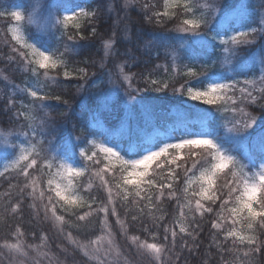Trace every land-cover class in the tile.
Instances as JSON below:
<instances>
[{
  "label": "snow or ice",
  "instance_id": "snow-or-ice-1",
  "mask_svg": "<svg viewBox=\"0 0 264 264\" xmlns=\"http://www.w3.org/2000/svg\"><path fill=\"white\" fill-rule=\"evenodd\" d=\"M128 3L129 0H125V7ZM252 5L253 0H163V11H154L156 5L143 3L142 11L148 23L160 27L167 23L174 24L173 28L165 29L177 33L173 37L176 43L170 45L166 52L173 65L185 58L198 61L216 49L221 50L224 58L219 61L220 69L217 71H211L217 64L215 59L211 66L200 65L203 70L199 73L194 66L184 65L186 76L197 79L203 77L209 81L204 90L189 87L187 95L190 99L204 105H218L215 111L208 108L201 112L198 130L192 127L194 122L188 120L186 113L177 112L175 126L167 132L164 141L132 140L127 147L111 129L103 126L97 128L89 121H98L103 112L112 110L113 102L117 100L122 102L125 109L139 105L142 112L149 113L151 105L145 102L141 94L164 91L169 88V83L153 79L150 75L137 78V74L125 71L130 66L125 61L116 66L119 79L114 80L109 72L107 84L112 87L102 88L101 84L105 81L97 77L96 72H89L87 67L71 68L68 65L65 54L78 48L80 40L86 39L80 32L81 20L87 19L91 23L98 16L97 11L91 10V4L87 5L89 10H86L78 0H48L42 31L50 39H56L55 48L49 46L44 35L25 37L20 34V28L11 29L12 39L19 47L11 48V53L16 55H10L8 59L18 58V64L32 78L29 85L20 88V91L26 92L36 107L43 110L49 107L46 103L48 100L61 101L60 95L50 96L44 92L45 85L39 83L41 76L57 86L75 79L77 91L88 93L95 107L88 108L86 103H82V113L77 116L83 120V127L74 123L67 137L61 138L59 143L54 142V130L47 128L46 121H41L39 124H25L24 130L13 137L19 143L13 142L0 149V155L7 156L11 151L15 156L10 164L4 166V171H0V177L7 178L6 173L11 168L25 180L23 187L16 192L15 201L10 199V190L14 187L11 183L9 190L0 194L9 198L7 208L15 214L22 210L28 196L37 199L38 181L29 172V169H34L47 177L48 195L43 211L45 217L51 213L52 219L61 226V233H64L63 226L66 224L69 228L91 225V217L100 213L103 214L101 225L109 233V216H114L116 223L126 233L127 227L121 215H130L131 222H139L140 231L152 241L132 235L130 240L137 249L153 255L158 264H164V253L174 256L175 264H186L185 251L193 255L200 250L198 236L205 231L194 217L188 221L187 209L188 212L199 213L201 217L205 213L216 217L211 219L210 229L217 231L213 233L209 230V235L220 258L219 264H235V260L230 261L228 256H239L241 248L242 264H252L256 256L264 259V0H260L259 10ZM253 12H258V23L251 19ZM37 15L36 8H32L26 16L22 11L11 13L21 27L24 23H36ZM96 31L93 27L91 34L96 35ZM56 32L60 33L59 37H55ZM62 41L64 51L60 52ZM115 43L116 32L113 31L111 37L103 42L105 57L109 55L110 49L115 54ZM153 48L151 42H146V50L151 51ZM127 55L132 58V62L135 61L131 50ZM84 63L87 64V61ZM103 67L104 64H101ZM50 72H56V75H50ZM61 74L64 81L59 80ZM141 81L143 86H140ZM171 90L184 94L183 86ZM62 102L71 112L70 102ZM13 105V99L9 98L7 106ZM85 110L86 120L83 117ZM64 115L67 117L68 113ZM213 120L219 121L216 127L204 124V121ZM185 150H188L189 158L182 166L177 162ZM102 161L103 168H95ZM164 164L168 166L166 170ZM153 165L155 169L150 175ZM156 170L166 173L163 179L155 178ZM86 172L99 177L107 190L106 202L95 210H92L96 199L91 193V180L86 184L77 182V178ZM102 173H111L114 183L105 180ZM181 183L182 191L179 188ZM194 184L197 185L195 189L192 188ZM29 187L32 191L26 194ZM53 192L55 199L51 195ZM81 192L88 193L91 201L87 203L89 210L83 213L71 211L72 206L84 205ZM45 195L41 189L38 198L43 201ZM117 198L120 201L119 210ZM171 200L177 201L179 216L169 226L168 223H162L165 220L163 215L156 216L153 213L154 210L161 211V205ZM181 200L183 203H180ZM204 201L208 202L207 207ZM129 204L133 207L129 208ZM31 207L35 209L37 205L33 203ZM58 209L75 217V223L66 220L65 215L58 214ZM145 216L152 217L151 224L142 219ZM229 219L231 226L225 228L222 221ZM238 223L241 224L240 229L236 227ZM245 228L253 234H242ZM24 235L19 226L11 233V237L17 241ZM34 237L47 240V236L34 234ZM66 238L77 244L89 259H97L99 264H114L109 259L111 239L108 241L109 250L105 251L101 260L99 256L102 249L99 244L103 237L78 244L69 231ZM3 246L16 251L21 249L19 243L5 242Z\"/></svg>",
  "mask_w": 264,
  "mask_h": 264
},
{
  "label": "trees",
  "instance_id": "trees-1",
  "mask_svg": "<svg viewBox=\"0 0 264 264\" xmlns=\"http://www.w3.org/2000/svg\"><path fill=\"white\" fill-rule=\"evenodd\" d=\"M125 0H78L82 3L86 10L87 5L91 4V10L97 11L98 16L91 23L86 19L84 20L80 32L86 39L79 41V47L65 54L64 59L71 68L87 67L89 72H96L97 77H102L104 83L101 84L102 88H109L111 85L107 84L108 73H112V78L118 80L119 69L116 67L118 64H123L128 61L129 67H126L125 71L137 74V78L140 76L150 75L153 79H158L161 82H168L169 88L161 91H149L142 93L145 97V102L153 104L155 106L156 115V126L157 130H151L152 135L149 140L164 141L167 132L175 126L176 113H172L173 109H179L180 112L187 114L188 120L194 122L192 127L197 129L200 127V114L204 109L211 108L213 111L218 106H204L200 103H194V106L185 107L180 102L187 99V89L189 87L196 89H205L209 81L203 77L194 78L186 76L184 73L187 69L184 65L194 66L197 73L203 69L200 65L207 64L211 66L212 60H217L215 68H211V71H217L220 69V60H223V53L220 49H216L213 53H210L206 57L200 58L198 61H192L185 58L178 62L179 72L174 77L170 72L171 65L169 64V57L165 54L170 45L176 43L173 37L177 35L175 32H169L165 29H171L174 27L173 23H167L164 27L150 24L144 18L142 11L143 3L154 4L156 7L154 11H163V0H129L128 6L125 7ZM34 0H0V128L5 134L9 135L12 139V143H18L13 140V137L17 136L22 130L24 125L27 123L39 124L41 121L47 122V128L52 129L55 141L59 143L61 138L67 137L68 133L72 129L74 123H78V127H83V120H81L77 114L82 113L81 104L86 103L88 108H94L92 97L86 92H78L76 89V80L73 79L71 83L64 81V77L61 74L59 80L64 81V84L57 86L49 80H45L41 76L39 83L45 85L44 92L50 96H61V101L50 99L46 103L49 105L48 113L45 114L44 109L40 110L36 107L32 98L27 95L26 92H21L20 88L27 87L29 82L32 80L30 75L23 71L22 66L17 62V59L9 60L8 57L15 56L16 54L11 53L13 46L19 47L11 37L10 28L13 24V18L11 12L18 6H23L24 13L27 15L32 10ZM253 7L257 10L260 9V0H253ZM252 21L255 23L259 22L258 12H253ZM96 28V35L91 34L92 28ZM29 29V28H28ZM27 29V30H28ZM116 32V43L114 45L115 54L113 50H109V55L105 57V49L103 42L108 40L112 32ZM32 33V31L30 30ZM60 33L56 32L55 37H59ZM45 39L48 40L50 47H57L56 39L49 38L47 35ZM146 42H151L154 48L151 51L145 49ZM71 44L72 42H67ZM131 50L134 53L135 61L132 62V58L127 55L128 51ZM59 51H64V41L59 45ZM156 53H159L157 56ZM246 54V53H245ZM87 61V64L84 63ZM94 62V63H93ZM101 64L104 67L101 68ZM161 67L157 68L156 66ZM167 69V71L165 70ZM62 72V70H61ZM50 75H56V72H50ZM95 79V78H94ZM19 86V87H17ZM143 83L141 81V85ZM183 86L184 94H178L173 92L171 89L181 88ZM179 95V96H178ZM179 97V98H178ZM9 98L14 101L13 106H7ZM63 100H68L72 106V111L69 112L67 107L63 104ZM38 103V102H37ZM114 106L111 111L103 112L98 121H89L95 124L97 128L103 126L104 128L111 129L116 135V138L127 147L128 143L127 135L118 129V124L121 120L126 118L125 110L121 105V101H114ZM182 107H181V106ZM157 107V108H156ZM176 107V108H175ZM188 110V111H187ZM251 110V109H249ZM178 112V111H177ZM64 113H68L65 117ZM30 114L33 117L30 118ZM84 120L87 119V111H83ZM219 121H204V124L209 127H216ZM152 129V128H151ZM223 132L224 130L221 129ZM165 134H162V133ZM91 138V137H90ZM139 141H149L143 138L137 139ZM188 152L183 154V157L178 160V164L183 166L185 160H187ZM163 164V161H161ZM167 165L164 164L163 168L166 170ZM95 168H103V161L101 164L96 165ZM155 169V166L152 169ZM34 171V172H32ZM180 171V169H177ZM32 174V178L38 177L45 188V198L43 201L40 199L33 200L30 196L27 197L26 203H24L22 210L18 213L13 214L8 208L7 204L9 198L0 196V254L5 252V248L2 246L5 242L9 244L19 243L21 246H31V248L41 249L50 255L57 257L63 264H99L97 259H88L77 246V244L68 243L66 239V233L71 231L73 238L78 244H85L88 240L96 239L97 237L103 236L102 233L106 231L101 225L103 220V214L93 215L91 217L92 224L84 227L81 225L80 228H69L68 225H64V233L60 231V225L57 224L52 217L48 214L45 217L43 211V204L47 202V177L42 172H37L34 169L29 170ZM166 173L160 170H156L155 178L157 180L163 179ZM36 175V176H34ZM105 180L114 183L112 181L111 173L104 174ZM198 175V173H197ZM6 177L0 178V194L9 190V184L11 183L14 187L10 190L12 192V199L15 201L16 192L19 188L23 187L25 180L22 176H17L16 172L6 174ZM92 182L91 193L95 195L96 202L92 204V210H95L101 203L107 200V190L102 185L101 180L97 176H91L89 173L80 179L79 184H86L88 180ZM180 190H183V184L179 185ZM30 191V187L26 189V194ZM55 199V194L51 193ZM81 196L84 198V205L82 207H72L71 211L83 213L88 211L87 203H91L88 199V193L81 192ZM35 203L37 208H32L31 205ZM118 210H119V198H117ZM183 203V200L180 201ZM205 206H208V202H203ZM194 206V202H193ZM110 207V206H109ZM133 206L129 204V208ZM161 211L154 210V215H163L165 220L162 223H168L178 218L179 207L176 200L166 201L161 205ZM218 210V209H217ZM188 221L190 222L193 217L196 221L200 222L204 227L205 231L200 233L198 240L201 242V248L195 254L189 255L186 251L184 253L187 256L186 264H219L220 258L216 255L215 244L209 235V230L215 233L217 230L210 229L211 219L216 217L213 214L205 213L204 217H201L199 213L188 212ZM51 214V213H50ZM58 214L65 215V219L70 223H75V217L70 216L69 213L62 212L58 209ZM121 219L125 221L127 232L125 233L121 226L116 223L114 216H109L108 223L111 226V232H113V238L116 243H119L122 250V257L118 259H112L114 264H158L155 261L153 255L145 253L143 250H138L131 246L130 237L132 235H139L141 239H149L146 233L140 231L139 222H131V216L121 215ZM146 223H152L151 216H145L142 218ZM225 228L231 226V220L222 221ZM19 226L24 231L25 235L17 241L14 237H11V233L15 231V228ZM237 229L239 223L236 225ZM162 231V229H161ZM259 232V229H258ZM34 234L39 236H47V240H40L34 237ZM102 234V235H101ZM253 234V233H251ZM258 234V233H257ZM222 234L220 239H222ZM211 245V246H210ZM104 249H102L103 252ZM242 253L241 248L239 256H228V259L235 260V264H242ZM104 256H99V259H103ZM110 259V258H109ZM164 264H175L174 256H170L168 253L162 254ZM11 264L7 258L0 259V264ZM252 264H264V259L256 256L252 261Z\"/></svg>",
  "mask_w": 264,
  "mask_h": 264
},
{
  "label": "rangeland",
  "instance_id": "rangeland-1",
  "mask_svg": "<svg viewBox=\"0 0 264 264\" xmlns=\"http://www.w3.org/2000/svg\"><path fill=\"white\" fill-rule=\"evenodd\" d=\"M47 2H48V0H34L32 8H36L37 13H38V15L36 16V23H33V24L24 23L23 26L21 27V24L16 22L13 19V24H12V27L10 28L11 37H12L11 29H13V28H20V30H21L20 34L24 35L25 37H27L29 35H33V34L46 36V34L44 33V31H42V29H43V25H44V17L47 16V10L45 8V5ZM13 11H22L24 13V8L21 5V6L14 8L12 10V12ZM84 20H86V19L81 20V26H82ZM30 30L32 31V33L30 32ZM14 42H15V40H14ZM33 42H35V41H33ZM168 50H169V48H168ZM223 56H224V54H223ZM168 57H169V64L171 65L170 72L173 74L174 77H176L177 73L179 72L178 65H177L179 61H177L176 64L173 65L172 61H171V57L170 56H168ZM111 87H112V85H111ZM198 90H204V89H198ZM178 94H180V92H178ZM186 97H187L186 100H184V98H182L183 101L180 102L181 104L183 103V105L185 107L194 106V103H200V104L204 105L200 101H194V100L190 99V97L188 95H186ZM121 105H122V102H121ZM151 105H153V104H151ZM204 106L209 107V106H218V105H204ZM154 107L155 106H151V111L149 113L142 112L139 105H137L136 107H134L132 109H125L123 107L125 110L126 118H124L123 120H121L119 122L118 129H120L123 133H125L127 135L128 138L125 140L128 143L132 142V140H134L135 138H137V139L143 138L145 140H149L152 136L150 134L151 130H153V129L157 130V126H156V122H155L156 115H155ZM44 111H45V114H47L48 108L44 109ZM177 111L180 112L179 109H173L172 113L173 114L177 113ZM32 117H33V114L32 115L30 114V118H32ZM35 119H36V116H35ZM34 120L31 121V123H33ZM129 129L131 130V135H129ZM160 133H162V132H160ZM162 134H165V133H162ZM10 143H12V139L10 138V136L5 134V132L2 131V129L0 128V149H3V147H5L6 145H8ZM18 143H19V141H18ZM185 152H188V150H185L182 153V157H183V154H185ZM13 159H15V156H14V153L11 151H9V154L7 156L0 155V171H4V166L6 164H10ZM154 166L155 165H153L152 168L150 169V175L152 173V169ZM29 170L31 171V169H29ZM12 172H15V171L10 168V169H8L6 174H9ZM32 172H34V171H32ZM85 174L86 173H84V175ZM34 176H36V175H34ZM82 177L77 178L78 183ZM34 179H37V181H38V183L36 185V195H37V199H39L38 197H39L40 190L43 189L45 191V188H43V184L37 176L34 177ZM196 187H197V185H195V184L192 186L193 189H195ZM30 191H32L31 187H30ZM72 207H77V206H72ZM48 214L51 216L50 212ZM240 228H241V224H239L238 229H240ZM102 234H103V236H101V237H103V239H101L99 247L101 249H104V250H103V252H101V255L104 256L105 251L109 250L108 241H109V239H111L112 245H111V249H110L111 255L109 256L110 260H111V258L112 259H118V258L122 257L123 256L122 250L120 249L121 246L119 243H116L114 241L113 232H111V229H110V233H109V231L106 230ZM242 234L249 235L251 233H249L245 228V230ZM68 243L73 246L71 241L68 240ZM131 246L135 247L137 249V247L135 245H133L132 243H131ZM2 247L5 248L4 246H2ZM117 252H119V255H117ZM24 253H27V254L25 255ZM82 253H83V251H82ZM2 254H4V255L2 257V255L0 254V259H2V258L7 259L8 258L10 260L11 264H63L61 262V260H58L57 257H54V256L50 255L49 253L43 251L42 248L36 249L33 247L31 248V247L22 245L20 251H16L15 249H11V248H5V252H3ZM86 257L89 259L88 256H86Z\"/></svg>",
  "mask_w": 264,
  "mask_h": 264
}]
</instances>
